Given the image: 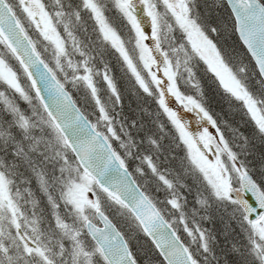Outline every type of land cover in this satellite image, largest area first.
<instances>
[{
    "label": "snow or ice",
    "instance_id": "6c2138e0",
    "mask_svg": "<svg viewBox=\"0 0 264 264\" xmlns=\"http://www.w3.org/2000/svg\"><path fill=\"white\" fill-rule=\"evenodd\" d=\"M0 264H264V0H0Z\"/></svg>",
    "mask_w": 264,
    "mask_h": 264
},
{
    "label": "trees",
    "instance_id": "16d2710c",
    "mask_svg": "<svg viewBox=\"0 0 264 264\" xmlns=\"http://www.w3.org/2000/svg\"><path fill=\"white\" fill-rule=\"evenodd\" d=\"M215 107H216L217 111H219L221 106L219 104H217Z\"/></svg>",
    "mask_w": 264,
    "mask_h": 264
},
{
    "label": "rangeland",
    "instance_id": "374dc122",
    "mask_svg": "<svg viewBox=\"0 0 264 264\" xmlns=\"http://www.w3.org/2000/svg\"><path fill=\"white\" fill-rule=\"evenodd\" d=\"M189 115H190V114H189ZM210 131H213V130L210 129Z\"/></svg>",
    "mask_w": 264,
    "mask_h": 264
}]
</instances>
